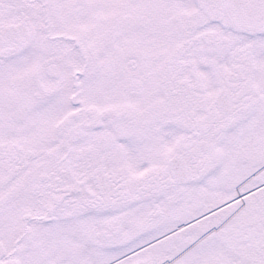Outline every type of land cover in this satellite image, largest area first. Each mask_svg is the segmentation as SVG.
I'll return each mask as SVG.
<instances>
[{
    "label": "snow or ice",
    "instance_id": "obj_1",
    "mask_svg": "<svg viewBox=\"0 0 264 264\" xmlns=\"http://www.w3.org/2000/svg\"><path fill=\"white\" fill-rule=\"evenodd\" d=\"M0 264H264V0H0Z\"/></svg>",
    "mask_w": 264,
    "mask_h": 264
}]
</instances>
